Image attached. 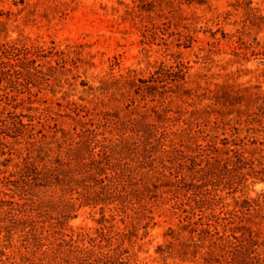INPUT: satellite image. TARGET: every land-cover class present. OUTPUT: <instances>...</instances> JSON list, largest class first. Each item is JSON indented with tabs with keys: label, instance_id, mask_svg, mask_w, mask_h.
Masks as SVG:
<instances>
[{
	"label": "rangeland",
	"instance_id": "1",
	"mask_svg": "<svg viewBox=\"0 0 264 264\" xmlns=\"http://www.w3.org/2000/svg\"><path fill=\"white\" fill-rule=\"evenodd\" d=\"M0 21L5 23L0 45L30 49L34 67L41 66L22 86L5 91L0 86V96H10L0 98V116L15 111L74 133L80 126L67 117L77 112L86 124L92 119L105 138L135 148L131 164L146 167L136 170L139 201L127 205L125 214L104 212L105 224L123 235L124 260L203 264L210 240L199 241V231L210 224L215 232L212 216L236 211L240 218L230 227L240 239L254 232L258 246L251 257L264 264V0H24L18 7L0 0ZM161 69L181 72L184 81L162 77L167 80L163 97L119 90L126 81L157 77ZM132 120L157 125L165 137L145 146L140 134L126 129ZM19 142L8 138L0 150V178L15 179L27 153ZM226 149L242 151L253 169L221 170L204 184L202 190L218 204L211 209L199 208L193 192L177 184L185 170L162 167L170 166L174 150L227 159L232 154L224 155ZM230 177L240 185L227 188ZM62 208L63 203L43 204L36 225L43 247L29 244L24 234L0 232V251L16 261H50V252L41 253L72 234L80 247L89 246L88 237L100 227L99 207H83L74 218L59 221ZM191 228L197 230L193 236ZM216 229L224 239L231 233L222 225Z\"/></svg>",
	"mask_w": 264,
	"mask_h": 264
},
{
	"label": "trees",
	"instance_id": "2",
	"mask_svg": "<svg viewBox=\"0 0 264 264\" xmlns=\"http://www.w3.org/2000/svg\"><path fill=\"white\" fill-rule=\"evenodd\" d=\"M10 1L16 7L24 4V0ZM22 10L23 7L20 11ZM3 25L5 23L0 21V26ZM30 51V49L19 50L14 45H0V86L4 84L3 91L8 87L22 86L23 78L31 71L36 70L35 72L41 73L39 71L41 66L34 67L36 61L31 58L33 53ZM156 75L157 77H151L147 81H134V79L126 81L119 90L128 88L133 90L135 95L143 98L149 96L154 98L155 94L163 97L167 93L163 90L167 80L161 79L162 77L171 76L173 78L171 82L174 84L184 81V75L181 72L172 73L161 69L154 76ZM0 98L9 101L10 96L4 93ZM13 109L16 110L17 107ZM24 117L28 119L27 123L23 122ZM67 118L80 126L79 131L74 128V133H69L58 128L56 124L40 122L39 117L25 116L15 111H8L5 116H0V150L5 147L9 138L20 141V145L25 146V152H27L22 163L16 166L19 170L16 177L15 174L10 175L15 179L0 178V195L2 196L0 198V232H6L9 235L17 232L24 234L29 244L41 248L44 244H41V239L36 236V225L43 218V212H41L43 204L51 206L59 203H63L59 221L74 218L72 214L83 207L92 209L99 207L102 215L100 227L95 230V236L88 237L89 246L87 247H80L77 244L78 239L77 241L73 239V234L62 235L56 248L52 247L41 253L43 256L50 252L53 260L46 261L45 257L36 260L23 257L20 261H16L0 251V264H130L123 258V255L127 253L123 235L115 232L112 225L105 224L108 221L104 212L109 210L125 214L127 205L139 201L140 187L136 179L139 174L136 170H143L146 167L143 163L137 166L132 165L129 155L135 153V148L132 150L127 143L117 144L105 138L102 133L97 132V128H94L92 119H89V124H86L80 120L77 112L75 117ZM158 128L155 124L141 120H132L130 126L126 127L131 132L140 134L141 138H144L145 146L150 145L152 139L159 143L165 137ZM99 136L102 138H98ZM173 152L174 157L169 160L170 166L162 167L168 170H185L187 174L180 172L181 179L177 181V184L181 183L183 188L193 192V200L199 204V208L211 209L213 205H218L217 202L212 203L214 198H208L210 193L204 192L202 188L215 177L221 176V170H244L251 167L248 166L240 150H224V155L232 154L227 159L208 157L209 154L204 151L196 156H189L182 150ZM212 152L218 153L220 150L213 148ZM10 161L11 159L7 162ZM243 179L242 176L239 182ZM235 180L232 181L230 177L225 186L231 189L232 185H240L234 182ZM146 188L143 185L141 190ZM8 192L17 195L20 201L14 200V196L9 195ZM197 198H199L198 201H196ZM36 200H39L38 204L35 203ZM237 215L236 211H228L222 218L212 216L215 232L212 233L209 230L210 224H205L207 227L199 231V241L210 240L203 264H260L255 256L251 257L258 246L254 232L249 231L246 238L240 239L235 235L236 228L230 227L235 223V219L240 218ZM220 225L223 226L224 232L226 230L231 232L225 239V233L219 235L216 229ZM182 230L185 232L188 227ZM196 232V229H189V234L192 236ZM82 235L80 234L79 237ZM64 237H68L69 240L66 241ZM181 246L183 248L184 244ZM186 251L183 250L182 254L187 255Z\"/></svg>",
	"mask_w": 264,
	"mask_h": 264
}]
</instances>
